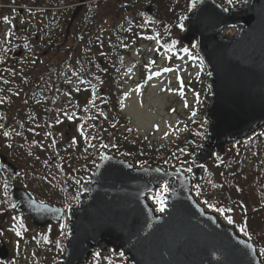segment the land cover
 Instances as JSON below:
<instances>
[{"label": "rangeland", "instance_id": "1", "mask_svg": "<svg viewBox=\"0 0 264 264\" xmlns=\"http://www.w3.org/2000/svg\"><path fill=\"white\" fill-rule=\"evenodd\" d=\"M67 1L63 10L56 9V4L42 3L38 7L25 4L27 8L33 7L26 9V15L39 29L59 23L60 30L63 27L65 31L64 27L70 26L75 13L77 29L73 25V33L67 35L69 32H64L61 38L52 39L55 44L52 47L44 45L45 40L41 42L43 39L36 43L34 37L19 34L16 26L26 23V18L19 20L18 9L14 8L16 5L13 2L9 6L6 0H0V151L20 170L18 175L13 176L0 163V239L10 251L9 259L0 261V264H60L68 236L67 221L37 228L10 202L9 194L19 186L41 203L63 208L78 200L81 184L93 170L100 152L98 127H104L106 118L101 108L105 106L109 109L104 86L107 70L114 74V97L118 99L123 117L122 122L110 118L108 123L117 128L119 125V136L153 150L154 156L162 163L155 165L175 168L179 165V158L184 157L187 159L183 164L189 165L190 172H193L197 167L193 160L198 149L194 155L188 154L195 148L202 130L207 128L202 118L210 96L208 73L197 56L195 46L185 47L179 40L180 32L184 30V25L179 30V13L168 15L171 20L162 18L161 21L156 6L150 1L97 0L100 3L98 8H94V0ZM81 1L83 6H79ZM118 2L130 7V12L125 9L118 11ZM166 3L170 7L175 4L179 11V0H167ZM149 5L153 6L151 18L139 19ZM78 8H82L79 15ZM77 16H80L78 20ZM84 17L86 20L81 24ZM127 21L131 24L128 25ZM125 26L130 27L125 29ZM96 34V44L94 42V46H90L89 37ZM19 50L24 51L23 55L19 59L14 58ZM44 52L47 55L44 56ZM68 52L71 57L84 56V64L94 59L89 82L92 85L86 87L72 77L69 85L63 86L60 99L50 101L48 130L32 129L34 133L28 132L30 128L26 124L25 132L20 136L17 131L21 128L17 127L25 116L43 121L37 114L38 107L26 100L37 81V74L53 64H68ZM11 62H14L13 66ZM158 64H164L162 66L167 69L176 67L183 73L174 79L171 86L169 78L172 75L160 77V73L156 72ZM97 65L102 72L95 68ZM94 75L102 86L96 88L98 82L93 80ZM101 89L104 90L102 96L99 93ZM97 95L105 98V105ZM260 139L264 140V134L260 135ZM250 143L254 144L255 140ZM232 152H236L234 146L226 157L231 162L236 161L231 156ZM220 159L211 161L213 166L211 162L205 165L203 173L210 171L216 175L222 167ZM246 162L249 167L257 165L259 172L263 173L264 142L260 143L259 153L250 152ZM135 163L137 166H155ZM229 169H232V164ZM203 173L197 182L200 181L204 200H210L204 203L196 195L199 201L207 209L219 212L227 222H237L247 237L257 235L264 239V197L260 203L262 209H254L253 215L249 216L234 206L222 213L214 208L222 188L220 184L213 183L209 175L202 178ZM251 187L255 191L261 188L255 181ZM161 189L150 197L159 212L160 205L153 197ZM258 198V194L255 195L257 201ZM261 244L259 250L264 254L263 240ZM90 264H125V259L120 254L97 253Z\"/></svg>", "mask_w": 264, "mask_h": 264}, {"label": "water", "instance_id": "2", "mask_svg": "<svg viewBox=\"0 0 264 264\" xmlns=\"http://www.w3.org/2000/svg\"><path fill=\"white\" fill-rule=\"evenodd\" d=\"M191 4L179 40L185 46L197 43L210 91L203 116L207 137L193 160L199 167L193 174L187 173L188 165L140 167L103 149L83 181L78 202L67 210L40 203L15 187L10 200L33 225L44 228L67 218L68 239L60 264H89L97 252L111 250L122 254L125 264H264L257 244L237 223L207 210L194 195L206 163L264 129V0H240L231 6L219 0ZM146 11L151 14L153 7ZM21 55L19 51L14 56ZM102 112L107 116L108 109ZM0 161L9 173H19L1 153ZM162 184L169 191L161 213L150 195ZM1 242L0 260L5 261L10 252Z\"/></svg>", "mask_w": 264, "mask_h": 264}, {"label": "trees", "instance_id": "3", "mask_svg": "<svg viewBox=\"0 0 264 264\" xmlns=\"http://www.w3.org/2000/svg\"><path fill=\"white\" fill-rule=\"evenodd\" d=\"M143 1L141 3H145L147 1H150L156 6V13H158L159 19L162 21V18L170 19L171 14H177L179 13V30H182L180 27L181 24L184 25L183 22V16L186 12L187 5L189 0H179V11L177 12L176 8L177 6L175 4H172L171 7L169 4L166 3L165 0H140ZM225 4H231L238 0H232L231 3H229V0H221ZM170 2V1H169ZM172 2V1H171ZM170 12V14H169ZM169 15V16H168ZM142 16V17H141ZM139 16V19H142L143 17L151 18L146 14V12H143ZM134 18L137 19V15H134ZM173 18V17H172ZM85 17L82 19V23L85 22ZM151 21V20H150ZM59 27V26H58ZM81 27V26H80ZM79 27V28H80ZM78 28V29H79ZM54 38H61V36L58 37V34L53 36H43L41 39H43L41 42H44V45H52L54 47V41L52 39ZM98 39L97 34L95 36L89 37V44L90 46H94V42L96 44V41ZM122 38H117V40H121ZM69 53V52H68ZM68 64H65V62L60 64H53L50 67H47L43 69L42 71H39L37 74V81L33 84L32 89L29 91V93L26 96V100L28 103H30L34 107L37 108V114L43 119L39 121L33 120L34 117L25 116L22 120H20V124L17 128H21L18 132L20 136L23 135L25 132V125L30 128L28 132H32V129H36L38 131H44L46 132L48 130V116H49V107H50V101H54L56 98L59 100L60 96L62 95V89L63 86H68L70 83V79L73 77H76L77 80H79L81 85H84L87 87L92 85V83H89L91 81V69H93L94 59L86 61L83 57H71V54L69 53L67 55ZM83 59V62L81 64V60ZM90 62V63H89ZM97 70L100 72L101 69L99 65L95 66ZM97 71L93 74H96ZM88 76V77H86ZM105 92L107 94V104L109 105V115L107 118H105V125L104 127L100 126L98 127V134H100V142L98 144V148L101 150L102 148H107L111 151H114L116 153L122 154L123 156L132 159L134 162L139 163L140 165H155V164H162L155 156V152L153 150H150L149 148L138 145L136 142L135 144L131 141H128V138H124L123 136H119V125L118 128L115 125L109 124L108 120L110 118L115 119L116 121H123L121 112H120V104H118L117 97H114V86L112 87L114 83V74L108 72H105ZM2 77V72H0V78ZM95 82H98L96 85V88L98 86H102V83H99V80L94 75ZM100 97V95H97ZM102 98V97H100ZM54 99V100H53ZM109 100V101H108ZM57 102V101H56ZM31 106V107H32ZM44 116V117H42ZM100 120V117L99 119ZM34 123V124H33ZM203 126H205L203 124ZM100 128V129H99ZM203 129V127H202ZM16 132V133H17ZM264 134V130H262L260 133L256 134L252 138L239 142L236 145H234V149H236V152H232L231 156L235 158L236 161H232L231 159L228 160L226 157L221 158L220 165L221 170L216 171V175L213 174L210 171H206L203 173L202 178L206 177L212 178V182L216 185L220 184L222 190H221V197L215 201L214 208L218 211L222 209L223 211H220L222 213H226L230 210V207H238L242 212L250 215H253L254 209H262L261 208V201L264 197V168L263 173L259 172L258 166L255 167H249L246 160L250 157V152L252 150L254 152L259 153V146L261 142H264V140L260 139V135ZM206 137V128L202 130V133L200 136H198L196 140L195 148L192 149L193 152H189L188 156L194 155L196 150L198 149L200 143L203 142V140ZM94 139V138H93ZM255 140L254 144H251L250 141ZM105 145L107 147H105ZM232 148V147H231ZM187 158L180 157L179 158V165L186 162ZM165 161V160H164ZM158 162V163H156ZM165 163V162H163ZM211 166H213V162L210 163ZM232 164V169H229L230 165ZM264 165V164H263ZM261 174V175H260ZM259 177V178H258ZM255 181V184L258 183L260 185L259 190H254L253 187H251L252 183ZM200 182V181H199ZM199 182H197V186L195 188V194L204 201V203L210 198H207L204 200L201 185H199ZM233 185V186H232ZM259 196V201L255 199V195ZM225 195V196H224ZM202 201V202H203ZM252 217V216H251ZM242 227V226H241ZM243 229V228H242ZM252 237L256 240L259 247L262 248V240L263 238L252 235ZM264 251V250H263Z\"/></svg>", "mask_w": 264, "mask_h": 264}, {"label": "flooded vegetation", "instance_id": "4", "mask_svg": "<svg viewBox=\"0 0 264 264\" xmlns=\"http://www.w3.org/2000/svg\"><path fill=\"white\" fill-rule=\"evenodd\" d=\"M9 6L12 5L11 2H13V4H15L16 6L14 7L16 9L17 7V12H18V18L20 20V18H26V23L22 24V25H17L16 26V30L18 31L19 34H21L22 36H29V37H39V36H50V35H56V34H63L64 32L68 33L67 35H69L70 33H73L71 31H73L74 29H77V24L75 23V19H76V15L74 13V20H72V22L70 23L69 27H64L65 31L63 29V27H61V31H60V27H58V24H50L48 25L46 28H37L35 25H37L35 22H33L29 16L26 15V9H31L33 7H25V4H29L31 3L33 6L35 4L36 7H38V4H49V5H54L56 4V9L58 10H63L64 7H66L68 1L67 0H47L45 2H43V0H6ZM95 4L94 8H98V5H100L99 1L94 0L93 2ZM119 6L117 7L118 11H121L122 9H125L127 12H130V7L127 6H123L122 2H118ZM79 6H83L82 3L79 4ZM82 12V8H78V15ZM128 16V15H127ZM29 17V18H28ZM78 18H80V16H77V20ZM122 22V21H121ZM67 23V22H66ZM127 24H131L129 21H127ZM74 25V29L72 30V26ZM123 25V23H121V26ZM68 26V25H67ZM128 28V26H127ZM122 29V28H121ZM65 33V34H66ZM14 63H12L13 65Z\"/></svg>", "mask_w": 264, "mask_h": 264}, {"label": "snow or ice", "instance_id": "5", "mask_svg": "<svg viewBox=\"0 0 264 264\" xmlns=\"http://www.w3.org/2000/svg\"><path fill=\"white\" fill-rule=\"evenodd\" d=\"M231 2H232V0H229V3H231ZM191 6L192 7H195L196 6V0H192ZM180 27L183 28V24H181ZM185 51H187V50H185ZM165 71H171V69H165ZM69 119H71V117H69ZM5 134L7 135V133H5ZM105 147H107V146L105 145ZM168 191H169L168 185L165 184L162 187L160 193H157V195L155 197H153V199L155 200V202L160 205V211H164V206L166 204V199L164 197V194H166ZM205 203H207V201ZM220 211H223V210L220 209ZM229 222L231 223V220H229ZM17 235H20V233L17 232Z\"/></svg>", "mask_w": 264, "mask_h": 264}]
</instances>
